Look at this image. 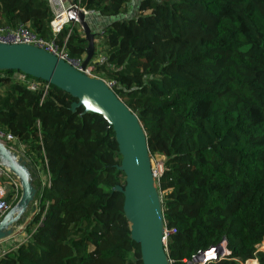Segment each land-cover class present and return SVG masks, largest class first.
Masks as SVG:
<instances>
[{
	"label": "trees",
	"instance_id": "1",
	"mask_svg": "<svg viewBox=\"0 0 264 264\" xmlns=\"http://www.w3.org/2000/svg\"><path fill=\"white\" fill-rule=\"evenodd\" d=\"M72 1L112 19L92 74L137 113L152 157H166L158 189L172 264H198L224 243L206 264H264V0H138L129 17V0ZM53 19L47 0H0V25L28 26L83 60V30L69 21L54 33ZM18 73L0 71V129L50 182L34 179L39 206L0 264H143L113 192L125 183L113 127L73 112L61 88L29 90Z\"/></svg>",
	"mask_w": 264,
	"mask_h": 264
},
{
	"label": "water",
	"instance_id": "2",
	"mask_svg": "<svg viewBox=\"0 0 264 264\" xmlns=\"http://www.w3.org/2000/svg\"><path fill=\"white\" fill-rule=\"evenodd\" d=\"M68 3L69 21L80 26L88 42L81 70L42 47L0 43V71H17L61 88L75 98L71 106L73 112L83 107L82 114H98L113 127L122 156L118 170L125 174L124 185L113 188V192L124 195L123 210L131 223V237L140 245L143 264H172L166 239L163 200L147 131L137 113L107 80L85 72L96 56L97 33L92 30L84 9L72 0ZM0 164L15 174L21 185L18 201L0 220L1 241L12 237L20 224L26 222L28 211L31 214L35 212L34 202L39 190L34 183L31 166L2 144ZM225 252L227 247L224 243L222 255Z\"/></svg>",
	"mask_w": 264,
	"mask_h": 264
},
{
	"label": "built area",
	"instance_id": "3",
	"mask_svg": "<svg viewBox=\"0 0 264 264\" xmlns=\"http://www.w3.org/2000/svg\"><path fill=\"white\" fill-rule=\"evenodd\" d=\"M51 10L54 14V19L51 22V28L54 33H59L63 27L69 23L68 19V0H47ZM76 5V4H75ZM85 14L89 16L92 12L85 10ZM0 43H11V44H31L44 48L45 50L59 56L60 58L68 61L76 68L81 70L82 60L73 59L69 56L68 50L64 46H59L55 41H51L35 35L28 26H19L15 29H8L6 26L0 25ZM93 67L89 65L85 72L90 76H95L92 74ZM16 78L24 83L29 90H38L43 88L44 94H47L50 88V84L47 82H41L36 79H32L23 73H18ZM110 86H113V82L108 81ZM0 144L4 145L8 149L15 152L18 156H21L29 165L32 163L31 157L27 154L25 146H23L17 137L12 135L10 132H5L0 129ZM35 180L40 182L42 187H45L50 182V174L48 170L44 169L42 165H34ZM159 177V176H157ZM40 191V188L38 189ZM38 191V192H39ZM21 194V185L18 177L13 174L7 167L0 164V220L5 216V214L12 208V206L18 201ZM35 208L39 206V199L34 202ZM16 232L10 238V240L15 239ZM169 231L166 229V239L168 240ZM7 239L0 241V258L6 255L12 247H4V244L9 242ZM223 244L219 247H213L209 251L202 253L199 256L194 257L192 263L206 264L208 260L218 259L222 255ZM214 256V258H211ZM205 259V261H203Z\"/></svg>",
	"mask_w": 264,
	"mask_h": 264
},
{
	"label": "rangeland",
	"instance_id": "4",
	"mask_svg": "<svg viewBox=\"0 0 264 264\" xmlns=\"http://www.w3.org/2000/svg\"><path fill=\"white\" fill-rule=\"evenodd\" d=\"M137 6H138V0H129L126 10L124 11V13H122L123 17H129V16L134 15V13H135V11L137 9ZM95 16L96 15H92V17H90V21H91V24L93 26H96V24H97L94 21L95 20ZM97 39H98V41H100L99 38H97ZM96 54H97L96 56H98L99 54H100V56L104 54L101 51V45H100V47L97 45ZM85 57L86 56H84V58ZM165 161H166V157L163 156V155H160V154H156L155 156L152 157L153 167H154V170H155L157 176H160L163 173V165H164ZM26 216H30L31 217L30 211H28ZM30 217H29V219H30ZM16 233L17 234L15 236V239H13V240L7 239V241H9V242L5 243L4 247H8L9 246V247L13 248V247H15L17 241H22V240L25 239L26 232H25V230L23 228V224L21 226H19V228L16 231ZM260 250L264 251V242L260 245ZM211 258H214V256H212ZM203 261H205V259H203ZM245 264H253V262L249 261V262H246Z\"/></svg>",
	"mask_w": 264,
	"mask_h": 264
},
{
	"label": "crops",
	"instance_id": "5",
	"mask_svg": "<svg viewBox=\"0 0 264 264\" xmlns=\"http://www.w3.org/2000/svg\"><path fill=\"white\" fill-rule=\"evenodd\" d=\"M92 15H96L95 16V22L97 23L96 24V26H93L92 24H91V21H90V17H92ZM126 16V15H125ZM89 23H90V25H91V28H92V30L94 31V32H96L97 34L98 33H101L102 32V30L112 21V19H109V18H106V17H103V16H101V15H98V14H95V13H91L90 14V16H89ZM100 41H98V39L96 38V45H98L99 47H100V45H101V47L103 46V40L102 39H99ZM103 55H101L100 56V54L98 55V56H96V59L94 60V62H97V61H99L100 60V58L102 57ZM31 214V213H30ZM31 216H32V214H31ZM29 217L30 216H27V218H26V221H28V219H29ZM31 218V217H30ZM22 225V223L20 224V226ZM253 262V264H258V262L256 261V260H254V261H252ZM255 262V263H254Z\"/></svg>",
	"mask_w": 264,
	"mask_h": 264
}]
</instances>
